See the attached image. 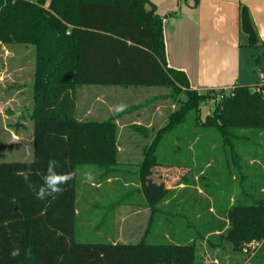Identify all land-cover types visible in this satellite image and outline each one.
<instances>
[{
    "label": "trees",
    "instance_id": "trees-1",
    "mask_svg": "<svg viewBox=\"0 0 264 264\" xmlns=\"http://www.w3.org/2000/svg\"><path fill=\"white\" fill-rule=\"evenodd\" d=\"M178 12L162 16L150 0H0V43L29 45L35 59L30 114L33 157L0 160V264H196L198 241L211 240L209 229H198L204 220L192 221L181 214L183 220L179 221L161 213L162 202L175 187L155 198L149 192L147 176L154 168L186 167L188 171L178 183L187 182L193 167L184 162L194 155L198 163L194 169L199 173L202 160L214 158L228 165L223 169H230L228 151L247 150L251 139L264 137V82L255 85L261 86V91H252L249 85L206 91L193 88L187 73L170 66L167 57L165 21ZM240 23L247 46L261 49L254 63L264 73V41L244 4ZM82 86L166 87L167 97L177 105L161 126L132 125L144 130L147 140L135 173L152 211L159 210L137 242L76 240L78 167L95 175L98 184L124 175L118 166L117 119L140 108L128 105L104 120H80L77 91ZM217 95L223 98L202 119V104ZM191 112L195 116L188 117ZM235 144L239 148L235 149ZM255 155L264 163V144ZM232 157L235 170L241 169L236 152ZM53 160L57 174L75 176L60 185L62 193L37 199L21 173L30 170V181L38 189ZM207 175L203 171L195 182L212 193L206 186ZM255 183L258 185L251 181L243 185L240 193L246 198L227 206L228 227L225 220H217L216 229L210 231H221L217 238L227 239L235 249L253 240L262 242L261 246L264 243V173ZM133 190L140 192L136 186ZM160 214L168 218L170 236L155 242L150 237H155L154 222L160 221ZM177 226L183 230L176 233ZM17 249L19 254L13 256ZM251 257V263H257L258 255Z\"/></svg>",
    "mask_w": 264,
    "mask_h": 264
},
{
    "label": "crops",
    "instance_id": "crops-1",
    "mask_svg": "<svg viewBox=\"0 0 264 264\" xmlns=\"http://www.w3.org/2000/svg\"><path fill=\"white\" fill-rule=\"evenodd\" d=\"M150 1L156 6V12L162 16L179 10L177 14L169 16L165 21L167 57L170 66L184 70L187 73L193 88L199 91H206L208 89H230L235 85H249L253 87L258 82L264 81V73L261 69L260 71L257 69L254 58L248 66L245 67L243 65V51L245 47L249 46L246 44L247 38L241 30L240 23L241 6L244 4L250 9L260 40L264 41V0H199L198 3H196V0ZM252 56L254 57V54ZM86 88H95L97 90L98 95L96 99L104 104V117L79 118L77 101V117L80 120H104L108 118L121 106L122 96L126 97L128 96V92H130L137 99V102L134 104L139 105L140 108L117 119L118 136L121 122H124L123 125L129 126V132L133 137H137L141 133L143 139H145L144 134L146 132L133 128V124H142L148 128L158 126L156 125L157 113L162 107L160 103L163 102V99L157 98L159 95H154L153 93L163 89V87L120 89L115 86H82V89ZM145 93L150 94L147 97H143ZM148 100H152V102L142 105V103ZM84 115L86 116L87 114ZM146 141L143 146L146 144ZM136 152V150L130 151L131 156L127 163L134 164L137 167L135 171L138 170L140 161L143 158V147L140 151ZM233 152H236L237 156H239L235 158L237 164L241 163L239 164L241 168L239 170L234 169V165H232L234 160H230V169L229 167L223 169V166L228 165H224L222 159L214 158L207 161L202 160V171L199 173L194 169L198 164L195 155L186 161L183 160L185 161L184 163L193 167V176L187 182L180 184L177 182L174 186L173 194L161 204V208L163 207L161 213L171 216L172 219L176 218L181 221L183 220L181 214H187L192 221L204 220L202 224L198 223V229L203 231L209 229L207 236L211 240H207L206 238L199 240L198 246L203 243L207 244L213 252L224 249L222 261L226 258V253H229L227 261L224 259V264H231V262H227L233 260V258H237L235 256L232 257V247L229 248L228 246V244H232L225 238H221V240L217 238L222 233L221 231H210L213 228L216 229L217 220H225V228L228 227L227 206H231L236 200L245 199L246 195L240 193L241 189H243L242 186L250 184V181L252 185L257 186L258 184L255 183V180L257 182L258 176L264 173V163L255 155V153H259L257 149L246 150L241 148L228 151L231 155H233ZM118 164L120 165L119 152ZM203 164L206 165L202 166ZM210 167H213V169ZM159 168L167 169L168 167ZM171 169L179 171L180 177L188 171L186 167H174ZM122 170L124 172L129 171L127 169ZM203 171L208 174L206 186L212 189V193L208 192L200 182H195ZM113 179L117 178H110L107 182H112ZM136 187L140 188V186ZM217 187L220 188L218 189ZM136 200L144 201L146 204L143 206L148 204L147 199L144 200L142 198L132 199L126 204H137ZM218 209L220 210L218 211ZM157 211L158 209L155 208L153 213ZM221 211L225 215L222 216ZM153 218L152 216L150 222ZM181 230H183L182 226L176 227V233ZM166 236H170V233H166ZM255 255H258L257 263H251L248 260L250 258H247L244 262L243 259L238 262L240 264H264V243L251 258H254ZM214 259L221 261L218 254H214Z\"/></svg>",
    "mask_w": 264,
    "mask_h": 264
},
{
    "label": "rangeland",
    "instance_id": "rangeland-1",
    "mask_svg": "<svg viewBox=\"0 0 264 264\" xmlns=\"http://www.w3.org/2000/svg\"><path fill=\"white\" fill-rule=\"evenodd\" d=\"M243 54V65L246 67L253 61L254 57L252 54L254 56L261 55V49L245 47ZM34 64L35 59L31 46L19 43H0V160L27 161L33 157V120L30 114L33 103ZM257 69L260 71L261 67L257 66ZM119 88L126 89L123 87ZM140 89L147 88L141 87ZM77 93L79 118L104 117V104L96 99L98 93L95 88L82 89L80 87ZM168 93L169 88L166 87L153 93L154 95L158 94L159 99H163V102L160 103L162 107L157 113L156 125L158 126L165 123L168 119V114L177 108L174 101L167 97ZM149 94L145 93L143 97H147ZM134 96L130 92H128V96H122L121 106L136 103L137 99ZM222 98L223 95H217L213 100L202 104V119L214 111L215 105ZM84 114L87 115L85 116ZM191 116H195L193 112L188 115V117ZM123 124L124 122L120 123L118 136L119 166L129 171L125 172L124 175L121 174L120 178L113 179L112 182L103 180L100 181L101 184H98L97 182L99 181L95 175H92L91 180H87L84 176L86 171L84 166L78 167L77 206L80 212L76 234V240L78 241L109 242L119 240L137 242L149 229L150 220L153 216L151 205L142 206L134 203H123L132 197V199H147L141 181H139L135 173V168L137 167L134 164H127L131 156L130 151H140L146 140L143 139L141 133H138L139 136L133 137L129 132V126ZM263 144L264 137L255 136L249 141L248 147L249 149L261 151ZM234 148H239V145L235 144ZM229 158L234 160L231 154ZM179 179V171L174 169H152L147 176L149 192L152 196L159 199L169 189L173 188ZM135 180L137 181L132 183ZM135 186H140V192L133 190ZM130 190L132 192L130 196H122L123 192ZM160 216L164 218L154 222L153 233L155 237H150L152 241L165 240L164 236L169 232L166 224L168 221L167 217L161 214ZM219 239L221 240V238ZM261 244L262 242L257 243V241L253 240L244 244L240 249H235L228 244L229 248L232 247L233 250L232 257L235 256L237 258H233L227 263L240 264L238 261L241 259H243V262L246 261L249 256L251 257L256 253ZM206 245L203 243L197 246L196 264H224V259L227 261L229 253H226V258L222 261L224 249L216 251L221 260L218 261L214 259V254L217 255L216 252H213L209 245Z\"/></svg>",
    "mask_w": 264,
    "mask_h": 264
},
{
    "label": "clouds",
    "instance_id": "clouds-1",
    "mask_svg": "<svg viewBox=\"0 0 264 264\" xmlns=\"http://www.w3.org/2000/svg\"><path fill=\"white\" fill-rule=\"evenodd\" d=\"M124 106H120L117 108V112L123 111ZM57 166L56 161H49L47 175L44 176V184L39 186L38 189L30 181V170L28 172L21 173L23 175L25 182L28 184L29 188H31L36 195L37 199L43 200L46 197L52 196L54 197L56 194L62 193L64 191L63 188L60 187L62 184H66L68 181L72 180L75 176V173H64L57 174L54 169ZM84 176L87 180H91V173L85 172ZM19 250H14L12 255H18Z\"/></svg>",
    "mask_w": 264,
    "mask_h": 264
},
{
    "label": "built area",
    "instance_id": "built-area-1",
    "mask_svg": "<svg viewBox=\"0 0 264 264\" xmlns=\"http://www.w3.org/2000/svg\"><path fill=\"white\" fill-rule=\"evenodd\" d=\"M252 91H261V86H255V87H253V90Z\"/></svg>",
    "mask_w": 264,
    "mask_h": 264
}]
</instances>
